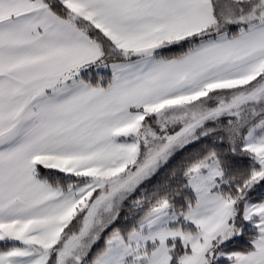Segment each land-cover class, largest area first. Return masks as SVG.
Listing matches in <instances>:
<instances>
[{
	"label": "snow or ice",
	"instance_id": "1",
	"mask_svg": "<svg viewBox=\"0 0 264 264\" xmlns=\"http://www.w3.org/2000/svg\"><path fill=\"white\" fill-rule=\"evenodd\" d=\"M0 264H264V0H0Z\"/></svg>",
	"mask_w": 264,
	"mask_h": 264
},
{
	"label": "trees",
	"instance_id": "2",
	"mask_svg": "<svg viewBox=\"0 0 264 264\" xmlns=\"http://www.w3.org/2000/svg\"><path fill=\"white\" fill-rule=\"evenodd\" d=\"M161 178H163V177H161Z\"/></svg>",
	"mask_w": 264,
	"mask_h": 264
}]
</instances>
